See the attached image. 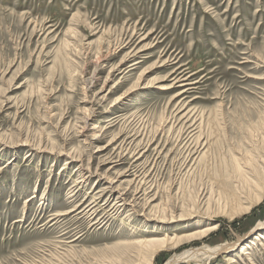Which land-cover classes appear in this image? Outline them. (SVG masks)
Wrapping results in <instances>:
<instances>
[{"label":"rangeland","instance_id":"374dc122","mask_svg":"<svg viewBox=\"0 0 264 264\" xmlns=\"http://www.w3.org/2000/svg\"><path fill=\"white\" fill-rule=\"evenodd\" d=\"M263 221L264 0H0V264H264Z\"/></svg>","mask_w":264,"mask_h":264},{"label":"bare ground","instance_id":"6f19581e","mask_svg":"<svg viewBox=\"0 0 264 264\" xmlns=\"http://www.w3.org/2000/svg\"><path fill=\"white\" fill-rule=\"evenodd\" d=\"M139 51V50H138ZM135 65V64H134ZM121 66V65H120ZM147 72V71H146ZM172 83H171V86L170 87H166V86H160L161 88H171V87H175L177 86H186V85H189L190 83L188 82V78L187 77H184V76H180L179 74H176L175 76L172 77L171 79ZM152 83V82H151ZM138 87H141V85L139 86V84L134 87L133 89H131L130 91L127 90V93H125L126 95H131L132 93L135 92L136 88ZM181 94H183L182 92L179 93L178 95L176 96H180ZM133 95V94H132ZM125 96V95H124ZM124 100H127V98H123V96H119V98H117V103H120L121 101H124ZM123 103V102H122ZM125 104V103H124ZM117 107V106H116ZM92 115V114H91ZM183 118V117H182ZM82 181V179L80 180ZM77 186V185H76ZM75 187V186H74ZM78 187V186H77ZM104 189H106L107 191L109 190H113L115 189L112 185L111 186H105ZM117 190V189H116ZM97 198V197H96ZM99 198V197H98ZM121 199L119 200L118 202V206H121L123 204H125V198H122L121 196L117 197V199ZM124 201V202H123ZM98 206V203L96 202V200L90 202L89 204H87L85 206V208H83L81 211H79V213H83L85 212V214H94L97 210L95 209L96 207ZM94 209V210H93ZM75 209L72 208L70 209L67 213H71L73 212ZM67 213H63V214H67ZM261 225H264V221L260 223ZM217 226L216 225H212V226H207L205 230H214L216 229ZM184 236V235H183ZM169 238H151L149 240L148 243H151V242H155V243H162L163 241L167 240ZM260 239L261 240H264V234H261L260 235ZM142 243V242H141ZM232 247L234 246H230L228 244H220L218 246H215V247H197V248H193L191 250H186L184 251L183 253H181L180 255L170 259L168 261L167 264H173L174 261H177V260H180V259H194V258H204V259H212V258H215V256H217L218 254H220L221 252H227L229 250V248L231 249ZM250 247V246H249ZM243 250L245 249V247L242 248ZM247 253V251H245V254ZM202 258V259H203ZM201 259V261H202ZM204 261V260H203ZM228 263H233V262H236V259L234 257H230ZM234 264V263H233Z\"/></svg>","mask_w":264,"mask_h":264}]
</instances>
